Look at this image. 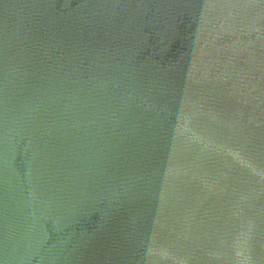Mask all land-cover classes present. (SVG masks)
I'll list each match as a JSON object with an SVG mask.
<instances>
[{"label":"water","instance_id":"95a60500","mask_svg":"<svg viewBox=\"0 0 264 264\" xmlns=\"http://www.w3.org/2000/svg\"><path fill=\"white\" fill-rule=\"evenodd\" d=\"M0 264H264V0H0Z\"/></svg>","mask_w":264,"mask_h":264}]
</instances>
